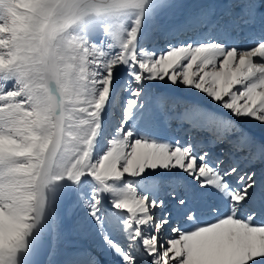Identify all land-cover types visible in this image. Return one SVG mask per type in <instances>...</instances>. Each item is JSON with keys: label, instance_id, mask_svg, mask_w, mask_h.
<instances>
[{"label": "snow or ice", "instance_id": "snow-or-ice-1", "mask_svg": "<svg viewBox=\"0 0 264 264\" xmlns=\"http://www.w3.org/2000/svg\"><path fill=\"white\" fill-rule=\"evenodd\" d=\"M69 200L107 264H264V0H0V264Z\"/></svg>", "mask_w": 264, "mask_h": 264}, {"label": "rangeland", "instance_id": "rangeland-1", "mask_svg": "<svg viewBox=\"0 0 264 264\" xmlns=\"http://www.w3.org/2000/svg\"><path fill=\"white\" fill-rule=\"evenodd\" d=\"M166 2H168V0H166ZM176 11L174 7H166L163 8L155 18L146 21L144 29L148 36H153L155 34L159 35L162 26L175 18L174 14ZM169 129V135L176 136L181 140L187 138L186 125L181 128L177 126L175 121H172L169 124ZM194 135L199 134L194 133ZM83 216V210L69 200L59 231L52 232L51 239L53 247L47 264H60L70 250L84 245H88L97 250L102 264H107V262L112 259V257L106 255L104 250L100 247L99 237L83 225ZM39 257L40 255H38L36 259L39 260Z\"/></svg>", "mask_w": 264, "mask_h": 264}, {"label": "water", "instance_id": "water-1", "mask_svg": "<svg viewBox=\"0 0 264 264\" xmlns=\"http://www.w3.org/2000/svg\"><path fill=\"white\" fill-rule=\"evenodd\" d=\"M48 239V242H49V246H48V251L41 257H39V264H47V260L51 254V250H52V247H53V244H52V239L50 236L47 237Z\"/></svg>", "mask_w": 264, "mask_h": 264}, {"label": "bare ground", "instance_id": "bare-ground-1", "mask_svg": "<svg viewBox=\"0 0 264 264\" xmlns=\"http://www.w3.org/2000/svg\"><path fill=\"white\" fill-rule=\"evenodd\" d=\"M52 233L50 234H45L44 236V244H43V248L42 250L40 251L39 255L40 257L43 256L47 251H48V246H49V242H48V239L47 237L50 236L51 237ZM53 244V243H52Z\"/></svg>", "mask_w": 264, "mask_h": 264}]
</instances>
